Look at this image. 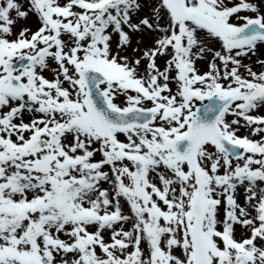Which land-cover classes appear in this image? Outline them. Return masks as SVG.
I'll use <instances>...</instances> for the list:
<instances>
[{
  "label": "snow or ice",
  "instance_id": "6c2138e0",
  "mask_svg": "<svg viewBox=\"0 0 264 264\" xmlns=\"http://www.w3.org/2000/svg\"><path fill=\"white\" fill-rule=\"evenodd\" d=\"M260 46L264 0H0V264H264Z\"/></svg>",
  "mask_w": 264,
  "mask_h": 264
},
{
  "label": "rangeland",
  "instance_id": "374dc122",
  "mask_svg": "<svg viewBox=\"0 0 264 264\" xmlns=\"http://www.w3.org/2000/svg\"><path fill=\"white\" fill-rule=\"evenodd\" d=\"M29 19H30V17H29ZM29 19H28V20H29ZM28 20L18 22L17 27L19 26L20 23H23V24L28 25V26L30 25L31 27H33L31 24H28ZM34 27H35V25H34ZM34 27H33V28H34ZM14 30H15V29H14ZM261 56H264V48H262V47L260 46V47H258V49H257V56H256V58L261 57ZM252 61H255V60H252ZM197 66H198L201 70H204V69H205V64H204L203 62H199ZM253 66H254V68L256 67L255 64H253ZM45 75H46V76H50L51 73L46 72ZM242 132H243V130H242ZM238 231H239V229H238ZM238 231H237V236L239 237V233H238Z\"/></svg>",
  "mask_w": 264,
  "mask_h": 264
},
{
  "label": "bare ground",
  "instance_id": "6f19581e",
  "mask_svg": "<svg viewBox=\"0 0 264 264\" xmlns=\"http://www.w3.org/2000/svg\"><path fill=\"white\" fill-rule=\"evenodd\" d=\"M33 23V22H32Z\"/></svg>",
  "mask_w": 264,
  "mask_h": 264
}]
</instances>
